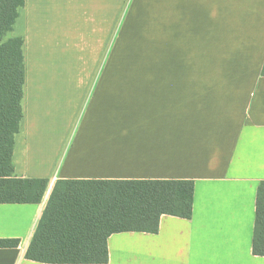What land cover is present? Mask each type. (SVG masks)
Instances as JSON below:
<instances>
[{"label": "crops", "instance_id": "0c3cea01", "mask_svg": "<svg viewBox=\"0 0 264 264\" xmlns=\"http://www.w3.org/2000/svg\"><path fill=\"white\" fill-rule=\"evenodd\" d=\"M26 0L15 174L39 203H0V264L25 254L59 180H192L190 219L107 238L104 264H264V0ZM125 82L129 84H124ZM57 120L47 127L45 119Z\"/></svg>", "mask_w": 264, "mask_h": 264}, {"label": "trees", "instance_id": "16d2710c", "mask_svg": "<svg viewBox=\"0 0 264 264\" xmlns=\"http://www.w3.org/2000/svg\"><path fill=\"white\" fill-rule=\"evenodd\" d=\"M26 0H0V203H39L46 179L15 174V136L24 118V38L10 36ZM262 73L264 74V68ZM192 180H59L26 258L53 264H104L113 233H156L162 215L190 219ZM19 239H0V248ZM253 253L264 256V180L256 201Z\"/></svg>", "mask_w": 264, "mask_h": 264}, {"label": "rangeland", "instance_id": "374dc122", "mask_svg": "<svg viewBox=\"0 0 264 264\" xmlns=\"http://www.w3.org/2000/svg\"><path fill=\"white\" fill-rule=\"evenodd\" d=\"M128 0H124V14H125V6L127 4ZM126 78L124 77V84H129L125 82ZM45 122L47 123L48 128H54L55 126L57 127V120L53 119V117H49V119H45Z\"/></svg>", "mask_w": 264, "mask_h": 264}]
</instances>
